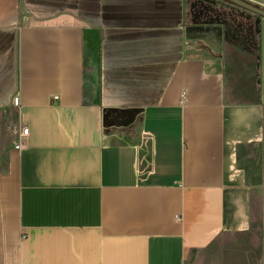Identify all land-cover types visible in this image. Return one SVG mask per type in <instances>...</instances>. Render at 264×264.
I'll list each match as a JSON object with an SVG mask.
<instances>
[{
    "label": "crops",
    "instance_id": "0c3cea01",
    "mask_svg": "<svg viewBox=\"0 0 264 264\" xmlns=\"http://www.w3.org/2000/svg\"><path fill=\"white\" fill-rule=\"evenodd\" d=\"M192 5L0 0V264H264L263 82L231 79L261 16Z\"/></svg>",
    "mask_w": 264,
    "mask_h": 264
},
{
    "label": "rangeland",
    "instance_id": "374dc122",
    "mask_svg": "<svg viewBox=\"0 0 264 264\" xmlns=\"http://www.w3.org/2000/svg\"><path fill=\"white\" fill-rule=\"evenodd\" d=\"M207 11V12H206ZM191 12V17L193 19H198L197 21L192 20V19H187V23L189 24L188 29H190V33L194 34L193 30H194V24L196 23V25L198 24L200 28L206 30L205 32H197L198 35H209L208 31L210 29V17H209V7H200V6H195L192 5L190 6V11ZM200 16V17H199ZM250 16V15H249ZM252 16V18H251ZM250 16L249 21L251 22L253 26V32H254V37L253 40L252 36L250 34V42L255 46V51L256 54L252 55V56H246V54H241V56L243 55L245 57V59L239 58L238 62L236 64L239 65L238 70H235V76L232 77L231 79L233 80V82H239L241 84H244V89L247 88V85L249 83H253L255 86V96L259 97L260 96V90H261V59H260V54H259V50H260V45H261V37L259 33L255 32V28H256V19L259 17H255L253 15ZM253 22H252V21ZM263 29H264V21H263ZM259 26L261 27V24H259ZM189 40H193L195 39V37L191 36L188 38ZM248 39V38H247ZM254 56V57H253ZM243 58V57H242ZM244 61V62H242ZM243 90V89H242ZM240 91V93H238V90H234L235 93V99L238 100H242L243 98L247 99L246 96L244 95L243 91ZM238 91V92H237ZM16 117H15V108H12L10 111V114L7 116L5 115V112L3 110H0V126H1V131H2V135L4 134L3 132L8 133L10 131L9 127H11L15 121ZM119 138H124V139H131V140H136V141H143V137L139 134L137 127L136 128H130L128 129L126 132H123L119 135ZM255 251H257L256 247H255Z\"/></svg>",
    "mask_w": 264,
    "mask_h": 264
},
{
    "label": "water",
    "instance_id": "95a60500",
    "mask_svg": "<svg viewBox=\"0 0 264 264\" xmlns=\"http://www.w3.org/2000/svg\"><path fill=\"white\" fill-rule=\"evenodd\" d=\"M200 2L202 3H209V4H212V6H216L219 1L221 0H199ZM225 1H228V2H231L239 7H243L255 14H258L260 15L261 17H259V19L256 22V33H259L260 36L261 35H264V29H263V21L262 18L264 19V9L262 8H259V7H256L254 5H251L243 0H225ZM259 24H261V27L259 26ZM262 59H263V65H262V81H263V76H264V38L262 37ZM263 88H264V83H263ZM128 114L132 115L131 114V110H127Z\"/></svg>",
    "mask_w": 264,
    "mask_h": 264
},
{
    "label": "trees",
    "instance_id": "16d2710c",
    "mask_svg": "<svg viewBox=\"0 0 264 264\" xmlns=\"http://www.w3.org/2000/svg\"><path fill=\"white\" fill-rule=\"evenodd\" d=\"M127 110H119V109H107L105 111V122L107 125H125L127 126L129 124V117L127 118H124L123 120H120L118 119V115L119 114H125L127 113ZM132 111L134 110H131V114H132ZM117 115V116H116Z\"/></svg>",
    "mask_w": 264,
    "mask_h": 264
},
{
    "label": "built area",
    "instance_id": "2783aa9c",
    "mask_svg": "<svg viewBox=\"0 0 264 264\" xmlns=\"http://www.w3.org/2000/svg\"><path fill=\"white\" fill-rule=\"evenodd\" d=\"M12 103L17 106L18 105V97L14 96L12 99ZM28 132V128L27 127H22L21 128V135L26 134ZM21 138L18 139L17 143H15L14 147L16 149H19L21 147Z\"/></svg>",
    "mask_w": 264,
    "mask_h": 264
},
{
    "label": "flooded vegetation",
    "instance_id": "af4514ba",
    "mask_svg": "<svg viewBox=\"0 0 264 264\" xmlns=\"http://www.w3.org/2000/svg\"><path fill=\"white\" fill-rule=\"evenodd\" d=\"M191 2L192 1H194V2H196V3H200V4H202L203 6H208V7H214V6H212V4H209V3H202V2H200L199 0H190ZM257 17V16H256ZM258 20V18L256 19V21ZM261 80H262V75H261ZM263 83H264V76H263V81H262ZM117 116V115H116ZM119 117H118V119H120V120H123L124 118H128L129 116H130V114H128V112L127 113H125V114H119L118 115Z\"/></svg>",
    "mask_w": 264,
    "mask_h": 264
}]
</instances>
